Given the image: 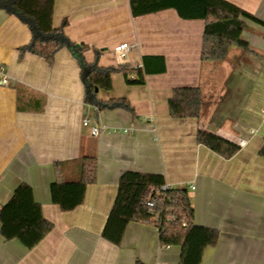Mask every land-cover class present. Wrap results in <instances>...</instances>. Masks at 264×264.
<instances>
[{"label": "crops", "instance_id": "0c3cea01", "mask_svg": "<svg viewBox=\"0 0 264 264\" xmlns=\"http://www.w3.org/2000/svg\"><path fill=\"white\" fill-rule=\"evenodd\" d=\"M229 1L264 22V0ZM64 20L68 37L86 46L87 62L99 52L105 68L144 65L146 82L131 85L114 72L113 88L99 89L98 98H125L135 113L98 111L85 102L73 53L61 49L51 65L34 54L20 57L31 31L0 9V207L27 182L54 223L29 249L6 240L0 222V264H179L181 248L162 246L153 224L130 222L119 245L103 236L126 171L163 174L168 184L188 189L196 223L220 233L201 264H264V24L247 20L242 37L249 50L234 46L225 60L204 63L205 20L184 19L174 8L134 17L130 0H55L53 25ZM121 43L129 44L125 60L114 52ZM184 86H204L211 97L202 118L171 115L173 90ZM86 118L91 125H84ZM92 125L103 131L94 135ZM199 128L247 143L227 159L198 143ZM82 156L97 158L96 182L83 204L62 211L51 198L55 163L69 162L75 174Z\"/></svg>", "mask_w": 264, "mask_h": 264}, {"label": "trees", "instance_id": "16d2710c", "mask_svg": "<svg viewBox=\"0 0 264 264\" xmlns=\"http://www.w3.org/2000/svg\"><path fill=\"white\" fill-rule=\"evenodd\" d=\"M134 17L174 8L184 19L205 20L201 58L204 63L223 61L232 47L249 50V43L242 34L248 28L247 20L264 24L246 9L229 0H130ZM55 0H0V9L16 15L30 29L32 38L18 48L20 57L34 54L53 64L56 54L68 48L78 59L85 85V102L98 111L124 108L135 109L125 98L103 101L98 98L99 89L113 88L112 75L122 71L127 83L140 85L146 82V67H133L127 63L118 67H102L99 52L94 62L84 57V44H77L65 33L67 21L53 25ZM134 75V76H133ZM212 105L204 86L176 87L169 99L170 113L174 118H202ZM197 141L224 158L235 156L241 146L217 133L199 128ZM259 154L264 156V144ZM69 162H56V179L51 183V198L62 211H72L83 204L88 185L97 179V158L82 156L75 162L77 172L67 170ZM163 174L126 171L119 180L118 193L103 230V236L115 244H121L126 227L132 221L150 223L159 229L162 246L181 248L179 264H201L204 251L214 246L220 233L215 228L199 225L195 221V209L186 187L166 185ZM158 200L151 209L147 202ZM1 234L6 240L18 239L31 249L39 244L54 228L36 201L30 184L21 182L11 199L0 207ZM143 264V263H140Z\"/></svg>", "mask_w": 264, "mask_h": 264}, {"label": "built area", "instance_id": "2783aa9c", "mask_svg": "<svg viewBox=\"0 0 264 264\" xmlns=\"http://www.w3.org/2000/svg\"><path fill=\"white\" fill-rule=\"evenodd\" d=\"M128 48H129V44L128 43H121V44H118L115 46L114 48V52L117 54V56L121 59V60H125L126 56H127V51H128ZM1 80H2V83L3 84H7L8 83V78L6 76H2L1 77ZM261 114L262 116L264 117V106L262 107V110H261ZM84 125L85 126H89L91 125L90 123V120L86 118V120L84 121ZM92 133L94 135H99L102 131H103V128L100 127V126H97V125H92ZM260 127L259 124H256L251 130H250V133L251 134H254L258 128ZM247 143V141L245 139H242L240 140L239 142V145L240 146H244L245 144ZM173 186L171 184H166L164 186H162V189L163 190H167L169 188H172ZM194 188V187H193ZM157 202L158 200L156 198H151L148 202H147V205L153 209L156 207L157 205Z\"/></svg>", "mask_w": 264, "mask_h": 264}, {"label": "rangeland", "instance_id": "374dc122", "mask_svg": "<svg viewBox=\"0 0 264 264\" xmlns=\"http://www.w3.org/2000/svg\"><path fill=\"white\" fill-rule=\"evenodd\" d=\"M220 100V99H219Z\"/></svg>", "mask_w": 264, "mask_h": 264}]
</instances>
